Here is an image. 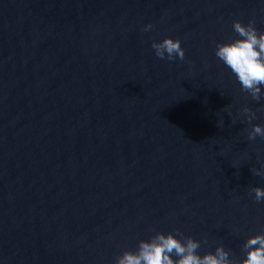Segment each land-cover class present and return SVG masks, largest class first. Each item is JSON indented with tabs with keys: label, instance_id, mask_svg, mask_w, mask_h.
<instances>
[{
	"label": "water",
	"instance_id": "1",
	"mask_svg": "<svg viewBox=\"0 0 264 264\" xmlns=\"http://www.w3.org/2000/svg\"><path fill=\"white\" fill-rule=\"evenodd\" d=\"M234 20L264 32V0H0V264H115L156 232L246 258L264 96L215 56Z\"/></svg>",
	"mask_w": 264,
	"mask_h": 264
},
{
	"label": "clouds",
	"instance_id": "2",
	"mask_svg": "<svg viewBox=\"0 0 264 264\" xmlns=\"http://www.w3.org/2000/svg\"><path fill=\"white\" fill-rule=\"evenodd\" d=\"M152 27L151 24L145 25L144 31ZM232 27L240 38L218 43L215 56L236 76L242 91L250 94L253 100L260 101L264 96V32H258L254 20L247 24L234 20ZM151 47L155 56L161 60L185 59V51L179 39L166 37L160 42L153 41ZM242 115L249 123L256 118L255 112L248 107L242 109ZM247 131L249 140H255L257 136L264 138V125L254 124ZM251 171L254 175L264 177V170ZM250 191L254 193L255 201L264 200V188L255 187ZM200 246V241L192 237L178 239L172 233L156 232L150 239L140 240L136 251L125 250L117 256L115 264H264V234L246 240L243 244L246 258L239 262L231 259V250H225L223 246L203 255L198 252Z\"/></svg>",
	"mask_w": 264,
	"mask_h": 264
}]
</instances>
